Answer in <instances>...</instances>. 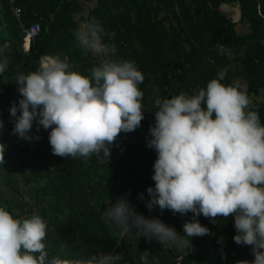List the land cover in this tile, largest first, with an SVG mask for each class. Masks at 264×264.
Here are the masks:
<instances>
[{
  "label": "trees",
  "instance_id": "obj_1",
  "mask_svg": "<svg viewBox=\"0 0 264 264\" xmlns=\"http://www.w3.org/2000/svg\"><path fill=\"white\" fill-rule=\"evenodd\" d=\"M0 45L8 43L11 64L0 77V118L4 129L0 142L7 145L0 165V206L19 217L40 215L47 221L45 243L51 256L86 259L98 252L121 253L129 264H143L141 252L150 254L148 264H243L254 259L251 248L234 242V217L217 218L213 224L203 215L197 219L210 234L192 237L182 251L166 248L135 230L119 239L120 229L101 220L109 203L124 196L146 217H159L183 235L186 216L149 211L138 199L154 186V149L147 147L149 127L154 123V88L160 95L181 91L192 94L228 67L223 83L241 81L252 99V108L264 124V0H96L90 16L76 17L77 0H14L21 8L18 20L8 0H0ZM87 20L105 29V44H115L114 56L87 54L77 47L74 33ZM38 23L40 32L28 52L23 49V28ZM223 45L227 51L221 53ZM60 55L75 65L73 70L90 75V69L105 60H132L145 76L144 119L131 133H121L111 147V158H64L52 153L49 132L39 130V140L12 135L10 116L19 102L13 80L20 70H35L41 56ZM37 133L33 123L31 134ZM130 193V195H128ZM222 238V239H221Z\"/></svg>",
  "mask_w": 264,
  "mask_h": 264
},
{
  "label": "clouds",
  "instance_id": "obj_2",
  "mask_svg": "<svg viewBox=\"0 0 264 264\" xmlns=\"http://www.w3.org/2000/svg\"><path fill=\"white\" fill-rule=\"evenodd\" d=\"M104 27L96 20L75 33L77 47L87 54L114 56L115 44H105ZM8 43L0 45V77L9 69ZM221 53L227 49L221 45ZM75 65L60 55L41 56L35 70L16 67L13 80L20 99L13 102L12 135L39 140L41 127L49 132L56 156L72 159L95 155L101 162L111 158V147L120 134L131 133L144 119L145 76L132 60H105L90 75L73 70ZM228 67L192 94L160 95L154 88V123L149 127L147 147L154 149V186L147 188L151 211L158 207L186 216L183 235L159 217H146L122 196L109 203L101 220L116 225L119 239L133 230L166 248L182 251L192 237L210 234L197 219L203 215L213 224L217 218L234 217L238 245L251 248L254 259L243 264H264V124L252 108V99L239 80L225 84ZM37 133L31 134L33 123ZM4 129L0 118V132ZM7 145L0 142V165ZM130 195V193L128 194ZM0 206V264H129L121 253L98 252L86 259L51 256L45 243L48 224L38 214L14 215ZM222 239V238H221ZM150 252H141L148 264Z\"/></svg>",
  "mask_w": 264,
  "mask_h": 264
},
{
  "label": "built area",
  "instance_id": "obj_3",
  "mask_svg": "<svg viewBox=\"0 0 264 264\" xmlns=\"http://www.w3.org/2000/svg\"><path fill=\"white\" fill-rule=\"evenodd\" d=\"M9 8L12 12V15L17 18L18 20L20 19V14H21V8L19 6L14 5V0H8ZM40 32V26L38 23L31 24L28 27L23 28V49L24 51L28 52L34 39ZM181 260V257H177V263L179 264Z\"/></svg>",
  "mask_w": 264,
  "mask_h": 264
},
{
  "label": "crops",
  "instance_id": "obj_4",
  "mask_svg": "<svg viewBox=\"0 0 264 264\" xmlns=\"http://www.w3.org/2000/svg\"><path fill=\"white\" fill-rule=\"evenodd\" d=\"M77 1L79 3V6L81 7V10L76 13V17L84 16L85 18H88V16H90L91 10L95 7L96 0H77ZM0 6H1V3H0ZM88 23H89L88 20L87 22L84 21L81 24L80 28L86 26Z\"/></svg>",
  "mask_w": 264,
  "mask_h": 264
}]
</instances>
